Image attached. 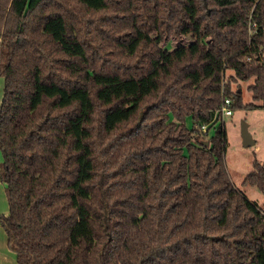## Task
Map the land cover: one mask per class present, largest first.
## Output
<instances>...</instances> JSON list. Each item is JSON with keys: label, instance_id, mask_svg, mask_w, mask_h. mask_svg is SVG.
I'll return each instance as SVG.
<instances>
[{"label": "trees", "instance_id": "obj_1", "mask_svg": "<svg viewBox=\"0 0 264 264\" xmlns=\"http://www.w3.org/2000/svg\"><path fill=\"white\" fill-rule=\"evenodd\" d=\"M0 77L17 264H264L219 115L264 109V0H0Z\"/></svg>", "mask_w": 264, "mask_h": 264}, {"label": "rangeland", "instance_id": "obj_2", "mask_svg": "<svg viewBox=\"0 0 264 264\" xmlns=\"http://www.w3.org/2000/svg\"><path fill=\"white\" fill-rule=\"evenodd\" d=\"M193 38L190 34L181 37H174L163 42L161 45L165 49H175L179 46H186ZM231 72L227 71V78ZM250 82H238L231 85L232 89L240 87L242 91L243 103L252 102L251 94L246 87ZM3 94V79L0 77V100ZM255 104L259 105V102ZM223 125L226 133L227 147L224 161L228 176L232 184L248 198L256 203L264 211V200L261 192L253 186L244 185V177L251 171L252 163L256 159L264 163V109L256 108L252 110H234L232 116L224 117ZM187 126H191L188 119ZM241 124L247 125V130L255 144L251 147H244L240 135ZM213 135V130H209L207 139Z\"/></svg>", "mask_w": 264, "mask_h": 264}, {"label": "crops", "instance_id": "obj_3", "mask_svg": "<svg viewBox=\"0 0 264 264\" xmlns=\"http://www.w3.org/2000/svg\"><path fill=\"white\" fill-rule=\"evenodd\" d=\"M1 160L2 157L0 155V162ZM8 210L9 209L5 195V185L0 180V216H7ZM0 264H17L14 254L7 248L6 235L1 228H0Z\"/></svg>", "mask_w": 264, "mask_h": 264}, {"label": "built area", "instance_id": "obj_4", "mask_svg": "<svg viewBox=\"0 0 264 264\" xmlns=\"http://www.w3.org/2000/svg\"><path fill=\"white\" fill-rule=\"evenodd\" d=\"M229 106H230V100L228 98H224L223 102H222L221 109L219 111V115L222 119L224 117L232 116L233 111ZM207 127H208L207 125H202V126L196 127V128H198L202 132H205L207 130Z\"/></svg>", "mask_w": 264, "mask_h": 264}, {"label": "water", "instance_id": "obj_5", "mask_svg": "<svg viewBox=\"0 0 264 264\" xmlns=\"http://www.w3.org/2000/svg\"><path fill=\"white\" fill-rule=\"evenodd\" d=\"M240 135L242 139V145L244 147H251L255 144L254 140L252 139L251 135L247 130L246 124H241ZM204 144L207 145V142H204Z\"/></svg>", "mask_w": 264, "mask_h": 264}]
</instances>
